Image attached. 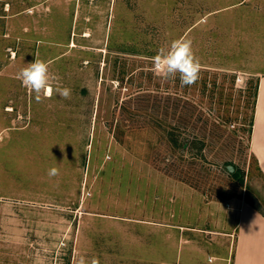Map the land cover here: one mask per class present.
Wrapping results in <instances>:
<instances>
[{"label": "rangeland", "instance_id": "1", "mask_svg": "<svg viewBox=\"0 0 264 264\" xmlns=\"http://www.w3.org/2000/svg\"><path fill=\"white\" fill-rule=\"evenodd\" d=\"M177 38L192 86L154 71ZM35 58L69 99L16 79ZM262 76L264 0H0V264H233Z\"/></svg>", "mask_w": 264, "mask_h": 264}, {"label": "clouds", "instance_id": "2", "mask_svg": "<svg viewBox=\"0 0 264 264\" xmlns=\"http://www.w3.org/2000/svg\"><path fill=\"white\" fill-rule=\"evenodd\" d=\"M152 61L155 74L164 81L175 80L178 75L180 85L184 87L194 85L200 78L202 65L190 39L177 38L168 46L159 47ZM16 79L33 94L38 103L42 98L51 97L53 92L62 99H69L71 96V89L60 86L59 77L50 72V63L39 58H35L34 62L20 69ZM58 174L59 170L55 167L48 171L49 177ZM77 264L89 262L84 256H80Z\"/></svg>", "mask_w": 264, "mask_h": 264}, {"label": "crops", "instance_id": "3", "mask_svg": "<svg viewBox=\"0 0 264 264\" xmlns=\"http://www.w3.org/2000/svg\"><path fill=\"white\" fill-rule=\"evenodd\" d=\"M243 1L214 10L215 13L242 5ZM256 128L252 149L264 172V76L259 80L256 104ZM233 264H264V215L252 205H243L234 230Z\"/></svg>", "mask_w": 264, "mask_h": 264}, {"label": "trees", "instance_id": "4", "mask_svg": "<svg viewBox=\"0 0 264 264\" xmlns=\"http://www.w3.org/2000/svg\"><path fill=\"white\" fill-rule=\"evenodd\" d=\"M262 215H264L255 205H253Z\"/></svg>", "mask_w": 264, "mask_h": 264}, {"label": "bare ground", "instance_id": "5", "mask_svg": "<svg viewBox=\"0 0 264 264\" xmlns=\"http://www.w3.org/2000/svg\"><path fill=\"white\" fill-rule=\"evenodd\" d=\"M9 110H11V107L9 106V108H8Z\"/></svg>", "mask_w": 264, "mask_h": 264}]
</instances>
